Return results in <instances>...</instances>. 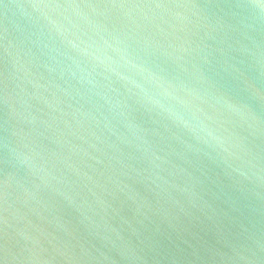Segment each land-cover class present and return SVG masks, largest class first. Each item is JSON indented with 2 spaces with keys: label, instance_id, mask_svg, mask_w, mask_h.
<instances>
[{
  "label": "water",
  "instance_id": "obj_1",
  "mask_svg": "<svg viewBox=\"0 0 264 264\" xmlns=\"http://www.w3.org/2000/svg\"><path fill=\"white\" fill-rule=\"evenodd\" d=\"M0 264H264V2L0 0Z\"/></svg>",
  "mask_w": 264,
  "mask_h": 264
},
{
  "label": "clouds",
  "instance_id": "obj_2",
  "mask_svg": "<svg viewBox=\"0 0 264 264\" xmlns=\"http://www.w3.org/2000/svg\"><path fill=\"white\" fill-rule=\"evenodd\" d=\"M262 2H264V0H262Z\"/></svg>",
  "mask_w": 264,
  "mask_h": 264
}]
</instances>
